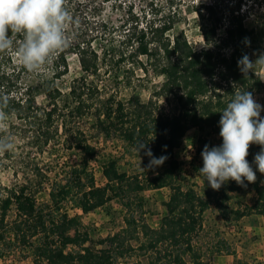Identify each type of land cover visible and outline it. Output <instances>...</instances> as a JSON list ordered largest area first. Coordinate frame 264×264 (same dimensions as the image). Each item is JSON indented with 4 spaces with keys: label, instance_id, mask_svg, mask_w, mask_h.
<instances>
[{
    "label": "trees",
    "instance_id": "1",
    "mask_svg": "<svg viewBox=\"0 0 264 264\" xmlns=\"http://www.w3.org/2000/svg\"><path fill=\"white\" fill-rule=\"evenodd\" d=\"M207 10L198 14L204 40L202 49L196 50L183 32H174V20L150 21L129 39L127 47L131 52L119 55L120 63L127 61L134 64V68L148 69L146 65L152 63L159 69L166 81L156 96H175L178 109L173 115L156 112L152 101L143 103L137 95L128 100L118 99L114 93L102 97L97 83L101 57L92 41L87 47L77 44L73 48L83 74L73 79L66 92L57 85V81L69 73L63 53L58 54L51 77L44 75L24 87L9 82L6 75L0 73V96L8 98L7 111L12 120L8 132L21 131L31 151L42 152L64 142L69 149L80 153V162L70 167L63 181L49 185V199L44 203H40L38 196L45 180L49 184L50 177L36 162L33 167L30 165L32 176L12 187L0 188V258L20 249L31 252L34 264H115L118 258L134 250L130 245L134 239H126V229L97 241H92L87 231L70 235L80 216H72L63 208L67 202L73 209L89 214L130 193L138 195L147 190L170 189L171 195L165 204L167 214L160 226L156 229L148 225L142 227V233L148 238V244L142 248L152 254L150 264H213L192 245L193 236L202 227L204 214L213 206L228 222L251 215L264 218V175L256 171L251 159L260 151L259 145L247 159L261 176L255 183L245 180V186H241L228 181L219 190L209 186L203 195L192 188L183 189L178 183L180 163L175 152L185 136L193 129L201 133L198 148L201 155L205 145L211 147L208 136L220 130L219 111L226 107L227 97L232 98L235 90H247L253 96L257 92L264 93V81L253 72L245 77L238 67V60L250 51L264 54V41L257 43V31L245 25L239 11L233 10L225 20L214 9ZM143 57L146 64L141 60ZM88 115L95 118L105 135H117L127 152L140 159L144 168L150 157L145 155L146 149L138 154L140 141L154 156L167 159L161 166L147 169L150 174L141 182L138 176L133 178L122 172L118 160L110 157L102 165L107 184L99 187L90 170L97 150L75 126L77 120ZM6 131L0 128V136H6ZM249 193L256 195L252 204L237 209L230 207L233 194ZM12 211L14 218L10 219ZM126 223L129 227L137 226L134 218L127 219Z\"/></svg>",
    "mask_w": 264,
    "mask_h": 264
},
{
    "label": "rangeland",
    "instance_id": "2",
    "mask_svg": "<svg viewBox=\"0 0 264 264\" xmlns=\"http://www.w3.org/2000/svg\"><path fill=\"white\" fill-rule=\"evenodd\" d=\"M66 7L77 23L71 24L67 33L73 37L69 47L61 53L65 54L69 73L57 81L63 91H68L73 79L82 76L78 56L74 47L80 44L87 47L88 42L100 53L98 85L102 97L107 98L112 93L118 99H130L133 95L140 97L143 103L152 101L156 112L167 115L177 113V101L174 95L167 98H158V93L166 81L152 63L148 69L134 68V64L127 61L120 63L121 53L129 54V39L134 33L147 26L150 21L164 23L174 20L175 33L183 32L190 44L196 49L204 47V40L200 32L198 14L207 13L212 8L219 17L228 20L233 10L239 11L249 29L258 33L257 43L264 41V0H66ZM173 36V33L170 34ZM16 43L22 37L16 36ZM106 54V58L104 55ZM260 55L258 51H250L248 56L255 60ZM144 64L146 60L141 59ZM58 59L56 57L55 62ZM55 65V63H54ZM53 65V66H54ZM53 66L45 70L29 73L17 60L13 51L0 54V73L6 75L9 82L19 83L22 87L39 81L44 75L51 77ZM258 77L264 81V70L257 72ZM223 92V91H222ZM257 103L264 106V93L254 94ZM232 98L225 99L226 105ZM41 101V99H39ZM264 117V111L261 112ZM10 119L3 125L6 136H12L15 149L11 152L0 153V188L12 187L23 182L26 177L32 176L30 165L36 162L43 173H49L50 182L45 180L40 203L49 199V185L54 181L61 183L63 178L71 171L70 167L80 162V153L71 150L61 142L48 147L44 151L33 150L27 146V140L22 132H8ZM58 125L60 122L58 121ZM75 126L79 127L97 150V156L90 164V170L95 174L97 185L105 187L107 180L102 172L103 163L110 157L116 158L122 172L130 177H139L144 182L146 175L140 159L127 152L124 143L117 135L107 136L101 132L92 115L77 120ZM14 131V130H13ZM220 130L208 136L212 146L222 144ZM61 133V131H60ZM13 134V135H12ZM201 133L197 129L190 131L184 138L182 145L176 150V158L180 163L178 183L183 189L192 188L199 195L208 189L207 181L197 174L203 166L202 156L198 154L199 138ZM65 136L62 135V140ZM256 144L250 145L249 156L252 155ZM254 161V157H251ZM142 168H141V167ZM153 175V174H152ZM257 179L261 176L256 174ZM171 190L168 188L147 190L139 193H130L126 198H116L106 207L89 214H83L72 208L70 202L64 203L63 208L70 215H79V222L70 232L87 231L92 241L105 239L126 229L125 237L134 250H130L124 258H118L115 264H150L152 254L146 251L143 245L148 244V238L142 233L143 225L152 229L160 226L161 220L166 216L165 204L169 201ZM256 195L233 194L230 202L231 208H242L254 202ZM131 203V206L128 204ZM14 212H10V219ZM134 218L137 226H127V219ZM129 244H127L128 247ZM192 245L207 261L213 264H264V218L251 215L236 222H228L221 216L216 207H211L203 217L202 227L193 236ZM189 260V256H187ZM0 264H34L31 252L16 249L4 258Z\"/></svg>",
    "mask_w": 264,
    "mask_h": 264
},
{
    "label": "clouds",
    "instance_id": "3",
    "mask_svg": "<svg viewBox=\"0 0 264 264\" xmlns=\"http://www.w3.org/2000/svg\"><path fill=\"white\" fill-rule=\"evenodd\" d=\"M77 23L66 7V0H0V53L13 51L19 63L35 73L54 65L59 53L70 46L73 37L67 33L71 24ZM22 39L16 43L15 37ZM240 71L247 77L264 70V54L255 60L243 55L238 60ZM8 98L0 96V128L8 121ZM264 106L256 102L252 92L235 90L226 107L219 111L222 144L204 146L201 153L203 166L198 169L204 181L213 190H219L228 181L245 186L257 180L256 171L264 175ZM260 146L255 155L253 170L247 157L250 145ZM11 137L0 136V153L15 149ZM150 157L146 170L161 166L166 156L156 157L142 141L137 145L138 154L145 150ZM141 165V161H140Z\"/></svg>",
    "mask_w": 264,
    "mask_h": 264
}]
</instances>
